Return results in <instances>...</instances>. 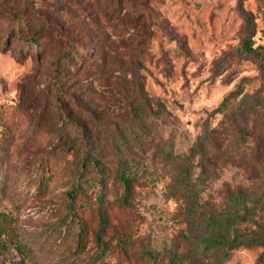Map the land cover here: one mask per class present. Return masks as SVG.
I'll list each match as a JSON object with an SVG mask.
<instances>
[{
    "label": "rangeland",
    "instance_id": "1",
    "mask_svg": "<svg viewBox=\"0 0 264 264\" xmlns=\"http://www.w3.org/2000/svg\"><path fill=\"white\" fill-rule=\"evenodd\" d=\"M261 56L264 0H0V264H264Z\"/></svg>",
    "mask_w": 264,
    "mask_h": 264
},
{
    "label": "trees",
    "instance_id": "2",
    "mask_svg": "<svg viewBox=\"0 0 264 264\" xmlns=\"http://www.w3.org/2000/svg\"><path fill=\"white\" fill-rule=\"evenodd\" d=\"M246 19L249 23H251L253 20L251 19V16L249 14H246ZM48 27H45V25L42 27L41 30H44V29H47ZM32 42L33 43H36L37 41L33 38L32 39ZM77 45H74V44H70V48L68 50V52H66L65 56L63 57L64 59H67V58H79L82 53L80 52L79 48L76 47ZM262 58H264L263 56H261ZM90 163H93V161H91ZM138 165V163H137ZM140 168V167H139ZM136 172H139V171H136ZM140 174L142 175H145V171L144 170H141L139 172ZM120 178L123 180V182L126 183V186H130L131 182H132V179H133V173H126V169L125 170H121L120 171V174H119Z\"/></svg>",
    "mask_w": 264,
    "mask_h": 264
}]
</instances>
